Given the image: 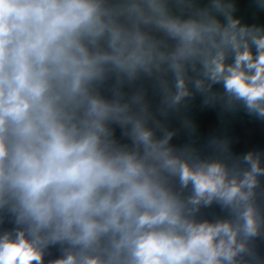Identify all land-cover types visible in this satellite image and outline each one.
Segmentation results:
<instances>
[{
  "label": "clouds",
  "instance_id": "clouds-1",
  "mask_svg": "<svg viewBox=\"0 0 264 264\" xmlns=\"http://www.w3.org/2000/svg\"><path fill=\"white\" fill-rule=\"evenodd\" d=\"M0 264H264V0H0Z\"/></svg>",
  "mask_w": 264,
  "mask_h": 264
}]
</instances>
